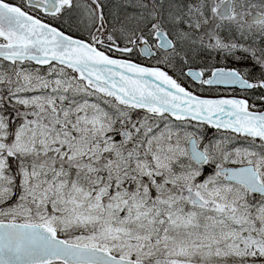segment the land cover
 <instances>
[{"label":"snow or ice","instance_id":"snow-or-ice-1","mask_svg":"<svg viewBox=\"0 0 264 264\" xmlns=\"http://www.w3.org/2000/svg\"><path fill=\"white\" fill-rule=\"evenodd\" d=\"M0 264H264V0H0Z\"/></svg>","mask_w":264,"mask_h":264},{"label":"flooded vegetation","instance_id":"flooded-vegetation-1","mask_svg":"<svg viewBox=\"0 0 264 264\" xmlns=\"http://www.w3.org/2000/svg\"><path fill=\"white\" fill-rule=\"evenodd\" d=\"M250 63V62H249ZM258 71L255 73V75H258ZM183 82V81H182ZM209 93L212 94L213 96H236L239 94V90H233V91H229V90H225V89H217L215 87H212L209 89Z\"/></svg>","mask_w":264,"mask_h":264},{"label":"rangeland","instance_id":"rangeland-1","mask_svg":"<svg viewBox=\"0 0 264 264\" xmlns=\"http://www.w3.org/2000/svg\"><path fill=\"white\" fill-rule=\"evenodd\" d=\"M14 2H16V0H13Z\"/></svg>","mask_w":264,"mask_h":264}]
</instances>
